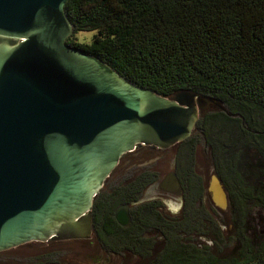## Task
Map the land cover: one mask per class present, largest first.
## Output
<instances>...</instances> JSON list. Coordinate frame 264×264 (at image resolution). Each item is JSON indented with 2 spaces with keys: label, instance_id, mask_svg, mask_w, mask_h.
Masks as SVG:
<instances>
[{
  "label": "trees",
  "instance_id": "obj_1",
  "mask_svg": "<svg viewBox=\"0 0 264 264\" xmlns=\"http://www.w3.org/2000/svg\"><path fill=\"white\" fill-rule=\"evenodd\" d=\"M64 11L73 33L91 31L87 42L70 35L66 43L131 83L162 96L188 89L213 99L174 144L186 194L178 215L149 199L133 204L120 225L115 207L140 199L153 173L119 179L113 171L104 179L91 203L90 239L108 264H264V0H66ZM200 142L225 189L226 219L201 198ZM61 242L7 264H75ZM71 242L87 246L82 238L64 243Z\"/></svg>",
  "mask_w": 264,
  "mask_h": 264
},
{
  "label": "water",
  "instance_id": "obj_2",
  "mask_svg": "<svg viewBox=\"0 0 264 264\" xmlns=\"http://www.w3.org/2000/svg\"><path fill=\"white\" fill-rule=\"evenodd\" d=\"M65 1L0 0V251L89 239L91 203L118 158L183 140L213 102L188 89L162 96L69 46ZM206 191L227 207L215 173ZM114 218L128 223L127 204Z\"/></svg>",
  "mask_w": 264,
  "mask_h": 264
},
{
  "label": "rangeland",
  "instance_id": "obj_3",
  "mask_svg": "<svg viewBox=\"0 0 264 264\" xmlns=\"http://www.w3.org/2000/svg\"><path fill=\"white\" fill-rule=\"evenodd\" d=\"M70 35H73L77 41L87 42L90 38L91 31L81 30V31H77L76 33H73L72 31ZM211 104L212 102H207L206 106H204L202 111L211 109ZM176 151H177V146H174V144L173 145L171 144L170 146L164 148L163 150L153 148L150 151L140 152V154L136 158H141L142 161H148L149 163L152 162V164H155V166L161 169V172L164 173L166 172V170L171 169V167L172 168L174 167ZM194 156H195L194 158L195 169L203 177L204 182H207L209 180V175L215 172L209 160L210 156L208 155L207 151L204 149V146L201 144V142L196 144V150H195ZM122 157L123 155L121 156V158ZM125 172L127 171L120 172L117 170L113 172L112 177L118 174L116 177L121 179L122 174ZM139 198L140 199L145 198L146 200L155 198L159 200L160 202H162L164 200L176 201L177 197L140 195ZM179 198L181 199V197ZM203 199L209 200L210 198L207 194H204ZM162 204H163L162 205L163 209L167 210L165 207V204L164 203ZM225 209L226 208H224L223 210H217L218 218L226 219ZM64 242H66V240H62L61 243H63L64 246H61V247L65 248L64 249L65 253L68 254V256L70 257L72 261H75V264H86L88 262L87 258L89 257L93 258V260L95 261L94 264H102L106 262V259H107L105 258L106 254L103 253L100 248L98 247L96 248L94 247V245L92 246L88 245V242H86L85 245L87 246L85 247V249L82 248L83 249L82 251H81V248L73 244V242H71V244H65ZM45 243L46 242H34V243L25 242L13 248L9 247L5 251L0 252V264H7L10 262L14 263L17 261L19 262L25 259L27 256L29 257L31 254H34L35 250H37L38 248H41V246L44 245ZM85 252H88V254L86 255L87 257L84 258V261H80L79 258L82 257ZM72 258H74L75 260Z\"/></svg>",
  "mask_w": 264,
  "mask_h": 264
},
{
  "label": "flooded vegetation",
  "instance_id": "obj_4",
  "mask_svg": "<svg viewBox=\"0 0 264 264\" xmlns=\"http://www.w3.org/2000/svg\"><path fill=\"white\" fill-rule=\"evenodd\" d=\"M153 148L161 149V150L164 149V148H159L157 146L145 145V144L140 143V144L136 145L131 151L126 152V153L124 152L122 154L124 158L123 157L121 158L122 155L118 158V161H117L116 165L114 166V168L112 169L111 172H113V171L115 172L117 170L120 172H122V171H133L132 173H134V174H137L139 172L140 173L141 172H152L153 177L149 181H147V183L145 184L144 188H142L139 195L171 196V197H181V199H182V197H185V195H186L185 194V187H184L182 180L177 176L175 166L173 168L171 167V169H168V170H166V172L162 173L161 169L157 168L155 166V164H152V162L149 163L148 161H142L141 158H136L140 154V152L150 151ZM171 176H174L177 179L178 188H175L173 186L172 181H171V179H172ZM165 180H166L167 184L163 185L162 182H164ZM206 190H207V182H206V188H205L204 194L208 195ZM203 197H204V195L201 198L203 199ZM153 199H155V198H153ZM155 200H157V199H155ZM135 201H137V200H135ZM135 201H133L131 203H124L123 202L124 204H127V211L129 213V215H130L131 206L138 202L137 201L135 203ZM72 239H75V238H72ZM82 239H86V238H82ZM86 240L88 242V245H91V246L94 245V247L99 248L98 244L96 242H92L90 238L86 239ZM87 254H88V252H85L83 254V256L79 258V260L84 261V258L87 257L86 256ZM105 258H107L106 262L102 263V264H108L112 261L108 255H106ZM72 259H74V258H72ZM87 259H88V262L86 264H94L95 263L93 258L89 257Z\"/></svg>",
  "mask_w": 264,
  "mask_h": 264
},
{
  "label": "clouds",
  "instance_id": "obj_5",
  "mask_svg": "<svg viewBox=\"0 0 264 264\" xmlns=\"http://www.w3.org/2000/svg\"><path fill=\"white\" fill-rule=\"evenodd\" d=\"M150 202V200H146L144 198H141L139 203H147ZM162 203L165 204L166 209L172 214V215H178L183 207V202L182 200L177 197L176 201H169V200H164ZM210 243V242H209Z\"/></svg>",
  "mask_w": 264,
  "mask_h": 264
}]
</instances>
